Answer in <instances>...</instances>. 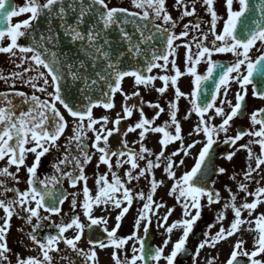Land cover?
Segmentation results:
<instances>
[{
  "label": "snow or ice",
  "instance_id": "1",
  "mask_svg": "<svg viewBox=\"0 0 264 264\" xmlns=\"http://www.w3.org/2000/svg\"><path fill=\"white\" fill-rule=\"evenodd\" d=\"M200 2L201 0H192L189 6L187 0H175V6L183 9L179 20L195 16L196 4ZM217 2L218 0H202V6L210 16L208 33L201 31L200 22L197 20L196 23L184 24L183 30L177 34L175 32L177 20L169 13L166 0H131L132 7L138 11L110 6V0H44L43 3L40 0H27L26 4L18 9L6 6V0H0V53L9 54L10 58H13V63L18 59L20 62L15 63V67L22 69L12 72L10 76L0 73V80L5 83L9 79L19 80L34 90L31 96L22 91L11 94L0 92V104L5 105L0 106V162L5 164L4 167H0V177L4 178L0 180V189H3L0 195L12 194L11 199H0V209L4 213L3 217H0V264H12L13 256L15 264H57L55 256L62 252L64 254L60 256L59 264H64L65 261L67 264H76L68 250L76 257L82 258L84 264H98L96 249L107 248L113 249L111 259L114 264H160L161 260L165 261V264H174L178 255L188 253L187 242L194 231V226L202 217L203 209L205 207L211 209L212 205L221 203V193L215 189V181L209 185L208 171L211 166L212 175L219 176L226 172L225 168L213 164L214 145L221 142L219 139L221 134L224 136L222 143L231 146H236L245 136L251 138L247 144L240 145L224 157L231 161L236 152L243 149L248 153V166L243 174V182L238 184L236 192L225 186L229 199L215 215V222L207 226L208 230L203 234L204 239L195 249L193 264H197L201 250L206 247L214 249L221 241H226L239 233L241 226L245 224L249 226L247 231L256 234L253 237L254 250L251 253L246 251L244 249L246 241L238 238L226 264H241L240 256L247 257L250 264H264V261L255 259L264 254V213L253 218L258 206L264 205V187L258 186L254 192L248 191V182L254 180L253 173L259 175V170L264 165V109L254 111L250 117L254 129L256 125L260 126L258 130L238 131L234 136L229 135L230 122L244 114L248 86L252 85L254 97L264 99V49H257L258 55L255 59L250 56L258 42L264 45V0L255 2L237 0L239 10H234V0H224L227 18L223 20V27L219 33L217 22L222 18L214 7V3ZM22 14L30 15L20 23L15 25L10 23L13 17ZM41 18L45 19L47 32L40 33L37 38L33 21ZM53 21H58L55 28ZM190 30L201 32L200 36L193 37V40L197 41L196 52L192 51L191 42L182 45L176 43L183 37H188ZM209 35L213 37L211 47L205 44ZM21 38H27L30 42L21 45L18 43ZM5 39L9 41L6 45ZM64 39L69 45L74 46L75 55L61 50L60 46ZM180 47L186 49L184 71L177 66ZM227 53L236 57L231 64L217 63L212 59L214 54ZM202 62L207 65L203 75L197 71V65ZM25 64L28 67H24ZM169 64L174 75L167 74ZM242 68L245 71H242ZM154 69H160L166 74L151 75ZM32 72L36 74L26 78L25 74ZM184 75L192 77L193 89L190 94L182 92L177 86L179 78ZM68 78L74 84L79 82L83 85L77 90L87 101L86 104L73 106L64 98L62 91L64 81ZM126 78H132L136 88L154 87V81L159 79L163 86L156 88L155 91L161 96L166 93L169 86L174 88L175 99L168 104L169 121L162 126H153L154 120L145 118L142 108L137 104H129V101L140 97V92L125 93L122 84ZM210 80L211 89L205 86ZM233 82L237 83L240 89L234 94V104L227 98ZM48 87H52L53 91L48 92ZM95 90L100 92L97 99L89 95ZM35 92L47 93L49 99L41 100ZM117 94L123 97V103L121 112L116 114L115 119L110 120L107 115L94 118L93 109L96 107H103L106 111L115 108L114 100ZM9 95L20 97L22 104L30 105L27 111L18 112ZM181 98L188 100L191 105L183 119L188 120L193 113L199 118L189 136L203 135L204 140H193L185 145L178 119V102ZM57 103L73 118L71 135L65 137L66 143L63 145L65 151L53 164L54 172L59 175L41 179L38 176L41 159L61 148L58 141L65 136V131L69 128L68 121L56 106ZM140 103L143 104L142 99ZM225 105L228 111H225ZM151 107L158 109L156 118H159V113L165 111L159 104H152ZM135 111H139L140 120L121 132L122 121L131 118ZM216 117L222 118L219 125L212 123ZM109 124H112L111 128H108ZM137 130H139L137 143L140 146L138 150H133L126 137ZM88 133L93 135L90 137ZM117 133L122 137L121 147L113 150L109 138ZM148 133L162 134L158 141L160 145L158 153L144 146L143 142ZM88 140H91L90 147L94 152H90ZM177 141L179 148L167 154L168 146ZM198 144L201 148L194 166L177 177L175 170L183 166L185 161L183 158L177 161L175 157L181 154L184 157L189 156L191 150ZM253 144L259 145V155L253 152ZM73 145L76 155L70 154ZM97 153L99 155L96 167L105 165L108 172L95 179L97 190L93 196L87 185L85 166L92 162L93 156ZM29 154L34 156L30 166L26 163ZM141 161H144L143 167L140 166ZM68 164H72L74 171L65 170ZM161 164L164 165L163 171L167 178L173 181L168 195L173 196L183 210V218L170 225L168 220L175 209L154 199L158 188L164 184L163 180H157L154 175V170L160 168ZM125 165L129 167L124 172L126 179H122L113 169L123 168ZM13 166L15 172L10 171ZM21 168L26 170L28 177L27 188L24 191L15 186L9 187L5 182L10 180L13 184H19L18 174ZM140 178H145L149 182L150 190L147 194L143 191H134L128 186ZM64 179L68 180L72 188H76L82 182L83 200L80 206L83 209V216L88 221L87 225L75 214L76 193L71 194L73 214L69 220L60 223L52 221L53 216L61 214L62 205L69 198V194L61 187ZM231 179L235 180L236 177L232 176ZM261 179H264V176H261ZM255 182L260 183L259 180ZM241 192L245 193V202L238 205V194ZM249 196L253 197L252 202H246ZM136 201L143 203L137 209L135 230L127 237H118L120 222ZM109 206L119 209L115 217L116 225L111 231L106 227L108 222L106 217L94 215V208L108 211ZM161 209L165 210L163 216L160 215ZM229 209L233 213V220L229 227L225 228L223 221L226 219L225 212ZM41 210L45 215H41ZM243 212H247V217L242 218ZM14 216L31 227L27 238L39 249L36 256L22 258L14 254L8 246L7 236ZM153 217L156 218L157 228H163L168 235L163 245L158 247L149 245L147 240ZM45 221L49 224L45 225ZM217 224L220 225L219 230L210 235L211 229ZM100 225L105 226L102 230L106 233L107 242L89 238L90 248L87 252L78 247L85 228L91 230L93 226ZM45 227L54 228L55 234L49 231L41 235ZM70 229L75 231L69 238L65 234ZM174 229H180L182 234L173 243L171 252L165 255V248L171 242ZM130 241L133 242L132 255L128 258L125 246ZM61 243L66 246L63 250L59 248ZM121 254H124V259H121ZM215 259H208L206 264H215Z\"/></svg>",
  "mask_w": 264,
  "mask_h": 264
},
{
  "label": "flooded vegetation",
  "instance_id": "2",
  "mask_svg": "<svg viewBox=\"0 0 264 264\" xmlns=\"http://www.w3.org/2000/svg\"><path fill=\"white\" fill-rule=\"evenodd\" d=\"M15 3V8L18 9L21 6H24L27 2V0H13ZM123 0H110V3H118V2H122ZM41 3L44 2V0H40ZM187 3L189 6H191L192 4V0H187ZM166 7L169 11V13L171 14V16L173 17V19L177 20V27L175 29V32L177 34H179L182 30H183V25L184 24H188V23H196L197 20H199L200 25H201V31L203 33H208L209 32V21H210V16L206 13V9L204 6H202V0L200 3L196 4V15L193 17H185L182 21L179 20V17L181 15V12L183 11V9L178 8V6H175V0H166ZM214 7L218 12V15L222 18L220 20H218L217 22V32L219 33L222 30L223 27V20L227 18L226 15V9L224 7V0H218L217 3H214ZM233 8L234 10H238L239 5L237 0H234V4H233ZM30 14H22L18 17H13L10 21L11 24L15 25L17 23L22 22L25 19L29 18ZM201 32L198 31H193L190 30L189 32V36L188 37H183L181 40L176 41L177 44H184V43H189L191 42V46H192V51L196 52V48H195V43L197 41L193 40L194 36H200ZM213 37L211 35L208 36L207 41H205V44L208 45L209 47H211V41H212ZM24 38H21L18 43L21 45H25L24 43ZM9 41L7 39L4 40V44L6 45ZM185 52L186 49L184 47H180L178 49V55H177V66L181 69V71L185 70V64H184V59H185ZM17 56H19V53H17ZM250 56L252 58H254V49L250 52ZM172 59V57H170V60ZM213 61H215L216 59H225L227 60L230 64L233 63L236 59V57H234L231 53H227V54H214L212 56ZM20 61L18 59L15 60V63H19ZM15 63H13V58H10L9 54H4V53H0V73H3L6 76H10V74L12 72L15 71H22V69H18L15 67ZM24 67H28L27 64L24 65ZM207 70V65L206 63H201L199 65H197V71L199 74L203 75ZM242 71H245L242 68ZM35 72L32 73H27V76L29 75H35ZM166 74L165 72L161 71L160 69H155L151 75H155V76H159V75H164ZM167 74L170 75H174L175 73L171 71V64H169V71ZM38 83H42V82H38ZM163 86V82L160 81L159 79H157L156 81H154V87H150V88H144L143 86L136 88L134 85V81L133 79H128L124 85V92L130 90V91H139L140 92V96L141 99L143 100V104L141 105L140 108L143 109L144 111V115L145 118L150 119V120H154V125L153 126H162L164 125V123L166 121H169V114H168V104L169 102L173 101L175 99L174 96V92L175 89L172 88L171 86H169L168 90L166 91V93L161 96V94H159L157 91H155L156 88L162 87ZM177 86L180 88V90L186 94H190L192 89H193V84H192V77L184 75L181 76L177 82ZM134 89V90H131ZM239 85L235 82H233L230 86V90H229V95H228V99L232 100L233 104L235 103V98H234V94L239 91ZM16 91H22L24 93H26L28 96H31L32 94H34V90L32 88H30L27 84L25 83H21L19 80H15L13 81L12 79H9L7 83H5V81L0 80V92L3 93H8L11 94L13 92ZM48 92H52L53 88L52 87H48L47 89ZM129 91V92H130ZM36 95L40 96L41 100H47L49 99L47 93H39V92H35ZM122 96L119 95L118 96V101L120 100ZM9 98L13 100V103L17 106L18 112L19 111H27V109L29 108L30 105L28 104H22V100L20 97L17 96H12L9 95ZM246 101H247V106H246V116L244 118H234L233 121L230 122L231 124V128L229 131V135H235L238 132V129L241 126H245L247 130H258L259 129V125L255 126V129L253 128V125L250 122V117L251 114L256 111L261 109L264 106V99H259L257 97L253 96V87L252 85H249L247 88V96H246ZM152 104H159L160 107L164 108L165 111L163 113H159V118H156V115L158 113V109H155L153 107H151ZM0 106H5L0 104ZM57 108H59L60 111H62L61 107L59 105H56ZM217 106H219V100L217 101ZM178 108H179V112H178V119L181 123V127H187V133L185 134L182 131V136L184 137V143L185 145L190 143L193 140H204L203 135H199V136H189V133L193 130L195 124L198 122V117L195 115L194 113V120L195 122H191L190 118L188 120H184L183 117L185 116L186 112H188L191 108V105L189 104L188 100H185L183 98L180 99V101L178 102ZM119 110V109H118ZM229 109L227 108V106L225 105V111H228ZM62 113V112H61ZM210 114H214V113H210ZM65 116V114H63ZM109 117V115H107ZM140 113H139V117L137 119L136 122H138L140 120ZM260 118V117H258ZM131 119V118H129ZM68 121V120H67ZM73 122V121H72ZM72 122L69 124V130L66 129L65 131V136H62L61 139L58 141V144L61 145V148L58 151H52L49 154H46L42 159H41V164L38 168V176L43 179L45 177L48 176H52V175H59L58 173L54 172L53 169V164L56 163L58 161V159L62 156V154L64 153V148L63 145L66 143L65 141V137L66 136H70L71 135V126H72ZM222 122V119L220 117H216L212 123L219 125ZM69 123V121H68ZM108 128H111L108 125ZM139 130H137L136 133H129L128 136L126 137L129 146L133 149V150H138L139 149V144L137 143V141L139 140V135H138ZM155 133H151V135H153ZM88 135L91 137L93 134L92 133H88ZM136 136V137H135ZM220 143H218L221 146V149H223V155L221 156V158L219 159V167H223L226 169V172L222 175L216 176L215 177V189L223 192H227L225 190V186H227L228 188H231L233 192L237 191V187L238 184L243 182V174L244 172L247 170V166H248V160H247V156H245L244 154L247 153L245 150L241 149L240 151H237L235 156L233 157V159L231 161L226 160L224 157L227 153L235 151L236 148H239L240 145L242 144H247L249 139H251L248 136H245L242 140L238 141L236 146H229V145H225L222 143L224 136L223 134H221L220 136ZM255 139H259V138H255ZM120 141L115 140V134L109 138V142L110 145L112 147L113 150H118L120 149L121 145H120ZM148 138L146 136L145 140H144V146L148 148ZM87 143L89 144V150L90 152H94V150L91 149L90 145H91V140H88ZM199 146V144L191 150V154L187 157H184L183 154H181V158L184 159L185 163L184 166H181V169L183 171V173L185 171H188L189 168V163L191 161V156L195 155L197 147ZM179 148V144L178 146H176L174 148H172V151H175V149ZM252 150L254 153H256L257 155L260 154V147L258 144H253L252 145ZM156 153H158V151H156ZM70 154L71 155H76V150L74 145L70 148ZM248 155V154H247ZM98 155H94L93 156V160L90 164L85 166V174L87 176V185L89 187V189L91 190V194L94 196L96 194V190H97V186L95 184V179L103 174L108 172V169L105 165H100L99 168L96 167V164L98 163V159H97ZM34 160V156L32 154H29L27 156V161L26 163L30 166L32 164ZM113 163H115V158H113ZM5 164L4 162H0V167H4ZM252 167H255V161H252ZM66 171H74L73 170V166L72 164H68L65 168ZM126 165L123 168H114L113 171H115L117 173V175H119L122 179H126V177H124V172L126 171ZM10 171L15 172L16 169L13 166ZM259 175H257L256 173H253L254 176V180L248 182V185L251 186V184H257L255 181L256 180H261V176H264V165L261 166V169L259 170ZM232 176H235L236 179L233 180L231 179ZM4 178L0 177V180H3ZM18 179L20 181L19 184H13L12 181L8 180L5 181L9 187L15 186L18 187L20 191H24L27 188V173L26 170L24 168H21L19 174H18ZM109 180L111 181V175L109 174ZM146 182H148L147 179H145ZM137 182V185L135 186L133 183L131 185H129V187L133 188L134 191H143L146 194L148 193V191L150 190V185L147 186H143L141 183V180L139 179ZM62 186H65L68 189L70 198H68L67 202L64 204L61 214L59 216H53L51 219L52 221L56 222V223H60L61 221H65L67 222L69 217L73 214L72 213V209H71V198H72V193H76V199H77V208H76V212L79 214L81 222H83L85 225H87L88 221L87 219L83 216V209L81 208L80 204L83 200V194H82V187L83 184L82 182L80 184L77 185L76 188H72L69 185V182L67 179H64L62 181ZM159 188L156 192L155 195L158 194ZM0 193H3V189H0ZM226 200L229 199L228 198V194H226ZM117 196L119 197V194H117ZM12 198V194L11 193H4L3 195H0V199H11ZM142 201H136L133 203L132 208L129 210V212L124 216V218L121 220L120 222V228L117 231V236L118 237H127L129 235H131L133 233L134 229V221L137 217V209L142 205ZM205 203V202H204ZM103 207V206H101ZM119 209H114L111 206H109L108 211H102L101 208H94V215L96 217H106L107 218V225L106 227L108 228L109 231H111L115 225H116V215L118 214ZM218 213H214L211 209L205 207L202 211V217L201 219L197 222V224L194 226V231L192 234H190L189 237V242L190 243H194L192 242L194 240V237L198 234L199 238L204 237V232L207 231V226L209 224H212L215 222V215ZM4 213L3 210L0 209V217H3ZM41 215H45V213H43V211L41 210ZM233 220L232 218H228V215L226 216L225 221H223V226L225 228L229 227V223ZM45 225H48L49 222L45 221L44 222ZM33 224H35V220H33ZM102 228L105 227L104 225H101ZM153 231H154V241L157 242V238H158V231L156 228H154V224H151ZM247 224L242 225L241 226V231L239 233H237L236 235H233L232 237L228 238L226 241H221L219 244L216 245L215 247V251L211 252L210 254H200L202 257V264H206L208 259H212V258H216L215 259V264H226L227 259L230 257V254L233 250V246L235 244V242L237 241L238 238H243L246 241L245 247L244 249L246 251H248L249 253H251V251L254 250L253 247V237L256 235L255 233H250L249 231H247ZM220 225L217 224L216 227L212 228L210 231V235H214L218 230H219ZM20 229H23V231H20ZM87 227L85 228L84 231V235H83V246L85 251L87 252L90 248V245L88 243V239L86 236V232H87ZM49 231H51L52 234H55L56 230L54 228H49V227H45L42 231H41V235H45L47 234ZM74 229H70L65 235L67 237H72L74 234ZM30 232V226L26 225L24 223L23 220L17 218V217H13L11 220V229H10V233L7 236V243L8 246L12 249V252L16 255L21 256L22 258L24 257H28L31 256V254H33L32 256H36L39 252V249L31 252L30 250H28V246H29V239L27 238V233ZM142 234V233H141ZM105 242H107L106 237ZM133 242H129L128 245L125 246V252L127 257H131L132 255V249H131V245ZM138 247V245H137ZM60 249H65L63 246V243H61L59 245ZM97 254H98V264H114V261L111 259V254L113 252L112 248H107L104 249L103 251L100 249H96ZM64 253H59L56 254L55 259L57 261V264H59L60 262V256L63 255ZM68 254H70L73 258V260L76 262V264H84V261L82 258L80 257H76V255L74 253H71L70 250H68ZM240 257H244V256H240ZM124 258V254H121V259ZM247 258V257H244ZM255 259H260L262 261H264V254H261L258 257H255ZM12 264H15V256L12 257ZM64 264H67V262L65 261Z\"/></svg>",
  "mask_w": 264,
  "mask_h": 264
},
{
  "label": "water",
  "instance_id": "3",
  "mask_svg": "<svg viewBox=\"0 0 264 264\" xmlns=\"http://www.w3.org/2000/svg\"><path fill=\"white\" fill-rule=\"evenodd\" d=\"M254 2H255V0H254ZM257 15H258V13H257ZM57 24H58V21H53V27L54 28L56 27ZM46 32H47V26H46L45 19L41 18V19L37 20L36 28H35V35L37 36V38H39L40 33H46ZM61 32H62V30H61ZM113 38L115 39L114 35H113ZM28 42H30V41H28ZM60 47H61V50L63 52L68 53L70 55H75L74 46L69 45L68 41L66 39L63 40ZM53 50L55 51L56 49H53ZM255 77H256V74H254V78ZM82 86L83 85L80 84L79 82H76L74 84L70 78H68V79H66V81H64V87H63L62 95L64 96V98L67 100V102L70 105L78 106V105H82V104L87 103V101L84 100L83 95L77 90L78 88H80ZM89 95L92 96L93 99H97L100 97V92H99V90H95L93 92H90Z\"/></svg>",
  "mask_w": 264,
  "mask_h": 264
},
{
  "label": "rangeland",
  "instance_id": "4",
  "mask_svg": "<svg viewBox=\"0 0 264 264\" xmlns=\"http://www.w3.org/2000/svg\"><path fill=\"white\" fill-rule=\"evenodd\" d=\"M125 3L129 2L130 0H123ZM257 49H262L261 48V44L258 42L257 45H256V48H254V58L258 55V52H257ZM192 163V162H191ZM160 172H161V175H164V171L162 169H160ZM166 184V183H165ZM163 185L159 188V193H164L163 189ZM239 198L242 199L243 202H245V197H242L241 195H239ZM252 199L253 197L249 198L246 202H252ZM175 203L176 200H175ZM170 208H174V212L173 214L169 217V220H168V224L170 225L171 223L175 222V221H179L183 218V210L182 208L179 206V205H172V203L169 205ZM164 209H161L160 210V215L163 216L164 215ZM259 213H264V205H260L258 206V209L257 211L253 214V218H255L256 215H259ZM154 219V217H153ZM160 246L163 245V241L165 239L168 238V235L167 233H165V230L163 228H160ZM182 234V231L180 229H177L176 231L174 230L173 233L171 234V242L168 244L167 248H165V255L169 254L172 250V246H173V243L181 236ZM160 264H165V261L161 260L160 261Z\"/></svg>",
  "mask_w": 264,
  "mask_h": 264
}]
</instances>
